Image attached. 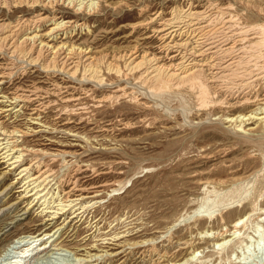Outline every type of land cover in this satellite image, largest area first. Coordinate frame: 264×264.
I'll use <instances>...</instances> for the list:
<instances>
[{"label":"rangeland","instance_id":"374dc122","mask_svg":"<svg viewBox=\"0 0 264 264\" xmlns=\"http://www.w3.org/2000/svg\"><path fill=\"white\" fill-rule=\"evenodd\" d=\"M123 1L126 5L102 8L94 16H77L63 10L65 18L85 19L90 27L91 33L75 32L71 42L91 45L96 54L122 52L134 42L141 43L148 53L156 52L154 41L142 39L148 30L130 27L160 10L169 17L174 7L186 8L189 3L197 9L219 4L225 8L224 17L238 16L241 25H264V0ZM29 13L25 8L2 10L9 18ZM129 33L131 36L126 38ZM28 70L24 78L17 76L12 83L30 86L36 82L51 89L56 81L67 88L68 94H79L80 105L62 103L58 98L56 104L51 102L41 114L48 128L13 115L0 121L8 130L16 127L27 131L21 143L29 150L45 152L28 151L23 162L49 165L55 172L51 184L76 180L89 192L97 191V197L88 198V207L79 219H72L66 212L58 215L59 219L47 221L49 214L40 212V202L30 205V200L18 192L22 186L19 169L0 164V250L18 237L28 236L25 241L31 242L29 237L46 225V232L60 224L63 228L58 239L62 240L61 250L51 246L46 252L22 260L0 258V264H15V260L18 264H171L183 261L192 251L197 256L189 264H264V122L250 121L240 126L237 120L225 119L246 114L250 108L215 105L199 110L195 95L184 89L152 94L136 78L119 80L106 73L109 81L102 86L83 83L87 95L80 91L76 80L66 75L54 77L37 68ZM262 75L254 84L259 92L264 91V71ZM4 87L8 90L12 85ZM120 87L129 97H120L116 104L98 102L105 94H120ZM81 107L88 108L86 113L68 116L66 110ZM51 154H57V158L52 159ZM204 198L208 204H219L214 217L187 220ZM244 216L240 227L233 228V223ZM206 229L227 234L229 242L213 247L219 240L200 237ZM232 232L235 234L231 236ZM44 242L50 244L38 240L35 246ZM11 251V256L13 251L19 256L17 249ZM89 254L100 258L88 263Z\"/></svg>","mask_w":264,"mask_h":264},{"label":"bare ground","instance_id":"6f19581e","mask_svg":"<svg viewBox=\"0 0 264 264\" xmlns=\"http://www.w3.org/2000/svg\"><path fill=\"white\" fill-rule=\"evenodd\" d=\"M124 5L126 3L123 0H117L115 3L109 0H0V119L13 115L16 118L23 117L29 124L48 128L42 121L41 114L49 108L51 102L56 104L58 98L62 103L73 101L80 105V95L68 94L67 88L56 81H53L51 89L43 88L35 84L36 82L30 86L12 83L17 76L18 79L24 78L23 76L29 73L28 69L37 68L44 75L55 77L63 74L76 80L80 91L85 94L88 91L85 86L83 88V83L91 82L102 86L109 81L105 78V73L119 80L129 76L136 78L137 82L152 94L183 89L189 91L191 95H195L199 110L215 105H244L250 108L246 114L225 118L228 122L237 120L240 126L250 121L264 122V91L254 89V84L263 78L264 25H241L237 23L238 16L224 17L222 11L225 8L218 6L219 4L212 3L197 9L193 3H189L186 8L176 6L170 9L169 17L163 16L160 10L152 13L146 21L130 27L133 30H148V34L142 39L154 41L156 52L148 53L141 43L134 42L122 52L107 50L96 54L91 45H77L71 42L75 32L84 31L82 34H86L85 30L89 33L91 31L85 19L65 18V10L77 16H94L102 8L115 9ZM23 8L30 13L18 14L15 18L2 14V10L10 12ZM130 36L131 33L127 34L126 38ZM7 83L12 85L11 89H5L4 85ZM119 91L118 95L105 94L97 98L98 102L113 104L120 97H129L124 88L120 87ZM51 97L54 99L50 100ZM134 99L136 98H132ZM87 109L81 107L66 111L68 116H81ZM26 135L27 131L20 128L12 127L8 130L0 121V164L7 163V166L19 169L17 175L22 186L20 185L18 192L23 193L22 198L30 200V205L34 201L40 202V212L46 211L45 213L49 214L47 221L59 219L58 215L63 216L66 212L72 219H79L78 216L88 207V198L97 197V191L89 192L76 180H69L64 184L55 181L51 184L55 180V172L49 165L38 161L32 163V160L23 162L26 153L33 150L21 143ZM33 152L45 155L40 149ZM50 156L52 159L57 158V154ZM115 191L116 189L111 190ZM89 193L92 196H88ZM218 207L219 204H208L204 198L187 220L195 216L211 219ZM244 220L245 216L237 219L233 228H239ZM7 226L8 224L5 228ZM46 227L47 225L43 231L37 232V235L29 237L31 242L25 241L28 236L7 242L0 250V258L6 261L18 258L22 260L30 255L34 257L46 252L51 246L61 250L62 240H58L61 236L60 229H63L61 224L50 232H46ZM234 234L235 232H232L230 235ZM226 236L227 234H217L207 229L200 233L201 238L219 240L212 244L213 247H223L227 244L230 239H225ZM38 240H48L50 244L47 246V242H44L35 246V241ZM13 249L18 250V257L14 256L17 255L14 251L11 256ZM196 254V251H192L183 261L171 264H189L194 261ZM87 257L90 258L86 261L88 263H94L100 258L96 254H89ZM18 262L12 261L15 264Z\"/></svg>","mask_w":264,"mask_h":264}]
</instances>
